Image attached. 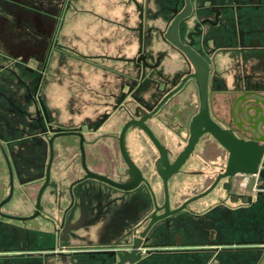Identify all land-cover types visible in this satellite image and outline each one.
I'll return each instance as SVG.
<instances>
[{
    "label": "flooded vegetation",
    "instance_id": "flooded-vegetation-1",
    "mask_svg": "<svg viewBox=\"0 0 264 264\" xmlns=\"http://www.w3.org/2000/svg\"><path fill=\"white\" fill-rule=\"evenodd\" d=\"M113 1L105 7L109 18L86 11L101 23L95 35L89 21L84 27V36L91 38L84 45L91 54L62 46L56 33L50 38L43 37L48 46L43 60L33 57L39 63L37 71L26 67L37 72L32 90L8 67L0 66V71L13 75L35 106L33 117L17 109L20 116L27 117L38 128L36 137L27 134V138L33 139L37 146L45 143L48 152L51 142L53 161L56 138H76L79 148L78 134L82 135L85 165L90 171L83 127L67 128V121H57L54 115L50 118L40 93L48 58L55 49L90 63L96 61L100 68L96 76L89 75L96 80L99 100L91 112L94 116L91 115L102 118L97 126L86 127L93 133L102 127L114 129L122 103L131 100L132 104L128 103L130 108L124 107L130 117L117 136L108 135L116 140L113 143L125 166L126 179L118 182L105 174L90 172L118 184L130 182L131 188L123 191L87 179L81 167L83 174L67 186L68 203L59 214L56 216L42 206L49 186L50 209L62 202V196L56 195L57 184L50 182L40 196L37 212L36 200L45 175L32 207L24 203V199L32 200L25 190V198L17 199L22 174L17 171L10 143L0 141V156L7 170V189L0 198V223L38 221L41 226V220L52 229L49 234L34 225L21 230L18 226L1 228L24 244L8 242L6 246L1 242L0 264L19 259L33 264H246L247 255L252 256V264H260L264 258V239L259 234L248 237L246 219L250 209L257 213L261 208L264 178L258 173L243 172V158L237 153L232 156L204 127L183 164L165 179L162 150L168 164L173 165L187 148L191 123L202 110L201 80L205 82L210 122L237 142L256 147L263 144L264 78L250 76L246 70L256 66L259 55L264 53L258 24L264 11L262 0ZM66 3L67 10L75 9L71 0ZM90 40L96 44L91 45ZM120 65L138 69L139 78L133 85L120 84ZM85 74L81 71L82 76ZM144 83L146 94L138 97ZM0 97L16 108L1 90ZM133 103L138 109L137 117L132 115ZM131 121H142L162 150L142 128L130 125L123 144L138 170L130 175L120 153L119 138L123 127ZM1 123L11 128L14 122L7 116ZM62 132L73 134L59 135ZM32 158L33 162H24L34 164ZM231 158L237 160V165L228 174ZM258 170H264V154ZM27 206L31 207L28 213L9 211L12 207L28 210ZM78 223L81 224L72 228ZM14 233L18 236L14 237ZM31 233L35 235L34 241L29 240Z\"/></svg>",
    "mask_w": 264,
    "mask_h": 264
},
{
    "label": "rangeland",
    "instance_id": "rangeland-1",
    "mask_svg": "<svg viewBox=\"0 0 264 264\" xmlns=\"http://www.w3.org/2000/svg\"><path fill=\"white\" fill-rule=\"evenodd\" d=\"M66 1L67 0H0V33L3 34L5 33V30H11L13 26L15 28L14 31L17 34V36L9 38V41L11 42L10 44L5 43L3 41L5 37L2 36L0 41V66L8 67L10 70L16 72L18 77L26 82L31 90L35 86L37 72H30L26 69V67L36 70V67L39 66V63H37L33 57L37 56L40 58V60L45 58L48 43L43 37L50 38L52 35L57 33L56 37L59 44L62 46L73 48L77 51L84 50L85 52H82L83 54H91L86 52L87 47L84 45L87 44L86 40L91 39L90 36H84L81 29L75 26L78 24V21L72 18L70 19L68 15L65 16L68 7ZM69 9L70 8H68V10ZM72 13L85 15L83 13L74 11H72ZM8 14L11 16L17 14L20 16L18 17L20 20L19 22L22 23L16 22L10 18L8 19L5 16ZM67 19L70 21L69 24ZM88 23V25L94 30V35L98 31L96 27L101 28L99 24L91 20H89ZM66 26L68 29H70V32L65 31ZM10 39H13V41ZM90 44L95 45V40H90ZM93 49L95 48L93 47ZM17 62H19V64H17ZM98 68H100V66L96 63V61L94 63H90L72 56L71 54H67L55 49L48 58L40 96L42 97L44 104L48 109L50 118H53L52 115H54L58 119L57 121H67V128L83 127L84 133L88 140L86 144V152L91 165L101 171L103 174L109 176L111 179L122 182L126 179V176H123V173H125V166L119 157V151L117 147L113 143L114 139L108 135L113 134L114 136H117L121 126L130 117L124 111V107L130 108L128 103L132 104V102L131 100H126L122 103L120 107L121 111L118 115V123L115 125L114 129L112 128L107 130L102 127L97 133H93L91 130H89L86 126L89 125L91 127H95L102 118L92 117L93 114L91 113L97 108L99 96H97L95 93L97 92L96 80H93L91 75L88 74L93 73L96 76V71ZM119 70L122 72L119 82L120 84L125 85V87L128 85H133L135 79L139 78L138 69L134 68L132 65H120ZM81 71L86 74L82 76ZM7 75L11 76L13 79L12 85L10 86V90L12 89L11 94L13 95L10 97L16 108L11 106L3 97H0V141L3 144H5V142L10 143V150L13 152V156L17 160V171L22 173V187H17L19 189L18 193H16L17 199L22 200L25 198V190L26 193L31 196L32 200L29 202L28 200L24 199V203L27 205L30 203V206L32 207L35 194L43 183L49 152L45 143L37 146L35 143H33V139L30 140L27 138V134L36 137L38 128L33 121L29 120L25 116H20L17 109L28 112L30 116L33 117L35 114V106L29 100L26 90L16 81L15 77L10 73H7ZM95 76L94 78H96ZM65 82L72 84L70 90L73 94V98L68 99L67 101H55V99H53L54 95H52V91L54 89L57 91L56 93L60 94L58 95V98L62 95L61 93H68L66 92ZM143 85V88L140 90L142 94H138V97L146 94L147 83H144ZM54 86L57 87L54 88ZM65 94L62 95L63 98L65 96L69 97ZM59 104L61 106L67 107L66 113L69 116L68 120L67 116L63 112V109L59 108L61 107L58 106ZM133 105L131 106L133 107L131 111L133 112L134 110L132 115L137 117L138 109L136 105ZM104 108L106 110L110 109L108 106H105ZM86 114H90V116H87ZM7 116L14 122L11 124V128L6 127L3 123H1L2 118ZM54 127H60V125H55ZM13 128L15 130H13ZM16 129H19V131ZM103 135H107L108 137H104ZM21 141H24V143ZM114 141L116 142V140ZM127 146L129 149H131L130 145L127 144ZM32 157L35 158L34 164L24 162L28 160L33 162ZM71 158H75L77 160L76 163L79 166L81 157L77 139L71 137L56 138L54 143L53 161L50 166L49 182L52 185L57 184L56 195L58 198L63 195L64 189L61 183L58 184L57 182H54L55 178H52L51 176V168L52 170H60V168L63 170L65 168L64 166L68 165ZM62 170L60 171L62 172ZM82 174L83 171L80 164L79 173L74 175L73 178L65 180L64 187L68 186L71 181H73V179L81 177ZM6 183L7 170L0 156V198L5 195L7 189ZM51 191L52 187L49 186L46 188L44 197L42 199V206L46 209L49 208L51 204ZM64 195L66 198L64 197L65 204L63 206L68 203L66 193ZM56 204L55 209L53 208V210L50 212L58 215L60 210L59 205ZM30 208L27 206L28 210H19L18 208L12 207V209L9 211L23 214L28 213ZM39 222L42 223L41 226L38 224V221L29 222L27 224L18 222L0 223V229L2 228L7 230L15 227L17 228L18 226L21 230L23 227L31 228V226L34 225L40 230L48 231L50 234L52 231L50 225L48 223L42 222L41 220ZM4 230H0V238H8L9 242H15L18 245L24 244V242L16 240V238L13 239L12 234H6ZM15 235L16 237L18 236L14 233V237ZM33 236L34 235L32 233L29 234V240L32 241Z\"/></svg>",
    "mask_w": 264,
    "mask_h": 264
},
{
    "label": "water",
    "instance_id": "water-1",
    "mask_svg": "<svg viewBox=\"0 0 264 264\" xmlns=\"http://www.w3.org/2000/svg\"><path fill=\"white\" fill-rule=\"evenodd\" d=\"M177 18L175 20V23L178 22ZM201 89H202V110L201 113L194 118V120L191 123V136L188 142V146L185 149L184 153L181 155V157L173 164L170 165L168 164L163 150L158 146V144L156 143V141L154 140V138L151 136V133L148 131V129L142 124V121H131L128 124H126L120 134V138H119V148H120V153L122 155V158L126 164V166L129 169V174L131 175L132 173H137L138 170L135 168V166L132 164V162L129 160L125 148H124V144H123V136L124 133L126 131V129L130 126V125H136L139 126L140 128H142L148 135L149 137L152 139V141L155 143V145L159 148V150H162V157H163V166H164V172H163V178H167L168 175L174 173L177 171V169L183 164L184 160L187 158V156L189 155V153L192 151L194 144L196 143L198 137L203 133L202 131V127L205 128V132H209L212 136H214V138L219 142V144L224 147L225 149H227L232 156H235V154L237 153L238 156H240V158H243V164L245 165V169L243 170V172H245L248 175H255V174H259L262 178H264V170H258V166L260 163L261 158L263 157L264 154V138L262 139V145L259 147H256L254 145H252L251 143H240L237 142L233 137L229 136L228 134L219 131V129L217 127H215V125H213L207 115L206 112V102H205V82L204 80H201ZM69 134H73V133H65L62 132L59 135H69ZM78 136L80 137V144H79V150H80V157H81V167L83 169V171L86 174L87 179H92L95 180L97 182L106 184L112 188H116V189H120L123 191H128L131 188V184L130 182L126 183V184H118L115 183L114 181L104 177V176H100L97 174H94L90 171H88V169L86 168L85 165V153H84V148H83V138L82 135L78 134ZM5 161L7 163L8 166V170H9V174L11 175V171L8 165V162L6 160ZM52 163V144L51 142L49 143V159H48V163L46 165V169H45V182L43 184V186L41 187L39 193H38V197L36 200V205L35 208L38 212L39 209V201H40V196L43 192V190L45 189V187L48 185L49 182V174H50V166ZM239 164V163H238ZM237 165V160H235L234 158H231V161L228 164V167L226 169V173H231L233 172L234 168ZM11 185V183H10ZM20 219H26L27 217H19ZM81 223H78L76 225H74L72 228H76L77 226H79ZM120 264V263H118Z\"/></svg>",
    "mask_w": 264,
    "mask_h": 264
},
{
    "label": "crops",
    "instance_id": "crops-1",
    "mask_svg": "<svg viewBox=\"0 0 264 264\" xmlns=\"http://www.w3.org/2000/svg\"><path fill=\"white\" fill-rule=\"evenodd\" d=\"M121 1H124V0H121ZM112 2H114V1L113 0H71V3H73V5L75 6V9L67 10L65 16L68 15L70 19L72 18V19L78 21V24H76L75 26L80 28L81 31L83 32L84 31V27L87 24L86 22L89 21V20H91V21L99 24V26H101V23L98 21L97 17H95V16L104 15V16L109 18V15H108L107 11L105 10V7L109 6ZM262 2L264 4V0H262ZM72 11L80 12V13H83L85 15L73 14ZM86 11H91V12L95 13L96 15L95 16H89V13L86 12ZM5 16L8 19L10 18L12 20H15L16 22L20 21L19 18H18L20 16H18L17 14H14L12 16L8 14V15H5ZM111 18H113V17H111ZM258 20H259L258 24L260 25L259 27H260V30H261L260 31V37L262 39V44H264V11H262L261 17ZM80 21H81V23H80ZM67 22H68V24L70 23V21L68 19H67ZM19 23H22V22H19ZM96 28L98 30L100 29L99 27H96ZM14 29L15 28L12 26L11 30H5V33H3V34L0 33V41H1L2 36H3V37H5V39L3 41L5 43H7V44H10L11 42L9 41V38L17 36V34L15 33ZM65 31L66 32H70V29H68V27L66 26V30ZM10 40L13 41V39H10ZM88 51H90L89 48H88V50H86V52H88ZM79 52L82 53V52H85V51L81 50ZM259 56H260L259 57L260 61L258 62V64L256 66H252L251 65V66L247 67L246 70H247V73L250 76H258V77L264 78V53L260 54ZM67 74H68V72H67ZM12 81H13V79H12L11 76L7 75L6 72L0 71V83H1L0 90L2 92H4L8 97L11 96V90L12 89L10 90V86L12 85ZM65 85H66V87H65L66 88V92H68V93L67 94L61 93V94L62 95L63 94L68 95L69 97L64 95L65 97L63 98V96L61 95L59 97L60 98L59 99L58 95H60V94L56 93L57 91L54 89L57 86H54V88H53L54 90L52 91V95H54L53 99H55V101H58V100L67 101L68 99H72L73 98V94L71 93V90H70V87H71L72 84L66 83ZM70 94H72V95H70ZM58 106H61V105L59 104ZM59 108L63 109L64 114L66 116H68L67 113H66L67 107L61 106ZM76 162H77V160L75 158H71L69 160L68 165L64 166L65 167L63 169L64 171L60 168V170H62L63 173L60 170H57V169L56 170H52V168H51V176H52V178H55L54 182H57L58 184L61 183L63 185V189H64V192H63V195H62V202L59 205V210L63 209L64 208L63 205L65 204V200L63 201V199H64V194L66 193V190H67V186L64 187V181L69 179V178H73L74 175H77L79 173L80 164L78 166ZM87 165H88V168H89L90 171L96 172V173H102L101 171H99L98 169L94 168V166L91 165V163L88 160V158H87ZM73 180H75V179H73ZM18 190L19 189L17 188V191ZM44 209H46V208H44ZM46 210L47 211H52L50 209V207L47 208ZM246 222H247V232H248V237L249 238H251L252 236H254L256 234H259L264 239V199H263L261 208L257 211V213L255 211H253L252 209H250L248 211ZM34 240H35V235L33 236V241ZM3 241L6 243V246H8V242H9L8 238L4 239V240L2 238H0V243L3 242ZM0 246H2V244H0ZM245 263L246 264H252V256L247 255ZM9 264H33V263L29 262L27 259H19V260L11 261ZM260 264H264V258H263V260H262V262Z\"/></svg>",
    "mask_w": 264,
    "mask_h": 264
}]
</instances>
